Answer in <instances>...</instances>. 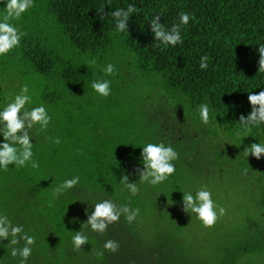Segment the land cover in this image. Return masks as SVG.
Returning a JSON list of instances; mask_svg holds the SVG:
<instances>
[{"label":"trees","instance_id":"16d2710c","mask_svg":"<svg viewBox=\"0 0 264 264\" xmlns=\"http://www.w3.org/2000/svg\"><path fill=\"white\" fill-rule=\"evenodd\" d=\"M129 4L139 12L117 32L110 13ZM5 6L0 0V19ZM181 12L193 17L181 27L183 43L155 47L151 18L162 14L168 29ZM10 23L27 35L0 56V110L26 84L25 107L43 104L52 117L46 130H29L39 168L31 161L0 168V214L35 237L27 264H264V154L243 155L264 143V124L249 133L239 123L252 110L249 92L264 91V0H34ZM109 63L115 75H105ZM102 79L111 81L107 97L91 87ZM201 103L210 108L207 125ZM161 142L178 153L174 174L156 186L140 183L143 146ZM125 174L138 184L135 196L120 182ZM75 176V187L53 195ZM205 186L226 209L211 228L183 210V191ZM105 199L139 214L131 224L121 215L103 234L82 228ZM81 228L89 242L75 251ZM108 239L117 252L104 249ZM8 243L0 241V264H19Z\"/></svg>","mask_w":264,"mask_h":264},{"label":"clouds","instance_id":"9594fccd","mask_svg":"<svg viewBox=\"0 0 264 264\" xmlns=\"http://www.w3.org/2000/svg\"><path fill=\"white\" fill-rule=\"evenodd\" d=\"M110 5V0H109ZM34 6V0H6L4 14L0 19V56L6 55L13 48L20 45L21 38L27 33L21 32L18 27L10 23L11 20H19L23 13ZM105 5H101L97 9V14L101 20L105 19L108 13L104 12ZM139 9L134 4H129L127 9L117 8L111 11V16L116 21V31L125 32L129 29V19L133 13H138ZM162 14H155L150 20L151 32L154 35L156 43L155 47L161 44L164 46L182 44L181 27L187 25L193 17L187 12H181L178 17V23H174L171 28L166 29L164 23L161 22ZM259 61L258 73H264V43L259 44ZM209 56L203 55L200 58V68L206 70L209 66ZM95 59L86 61V65H95ZM106 76L115 75L116 69L113 64L109 63L103 69ZM111 81L108 79L94 80L91 87L101 96L110 95ZM248 101L252 106L251 112L245 116H239V123L247 132H251L253 126L264 124V91L259 93L249 92ZM32 103V97L29 95L28 85H24L19 94L14 96L7 105L0 110V134L4 137V142L0 143V168L5 171L9 165L16 167L26 166L31 161L32 168H39V163L32 160L33 143L29 135V130L34 125H39L38 131L47 129L52 117L48 114L45 106L26 108L27 104ZM199 116L203 124L210 122V108L206 103H201L198 108ZM51 139V138H50ZM56 144L60 143V139L55 138ZM264 154V143H252L243 151L245 157L249 155L260 159ZM143 168H136L135 174L139 176V182H147L153 186L159 185L166 181L169 176L174 174V160L178 159V153L171 146L164 143H147L143 146L142 152ZM80 181L79 176L67 179L63 183L57 185L53 189V195L58 196L67 189L75 187ZM132 196L139 192L136 182H129V175H123L120 180ZM183 210L191 214H196L203 226L211 228L215 225L219 217L226 214L223 206L217 205L212 199L211 191L206 186L200 188L193 195L191 192L183 191ZM139 208L132 209L129 205H117L112 200H102L94 205V211L88 214L87 221L84 226L90 225L94 232L103 234L107 231L108 226L120 220L123 215L126 221L131 224L139 214ZM82 228L76 231L72 237V244L75 251H79L83 245L88 243V237L84 235ZM9 240L7 247L10 249L12 257H19V264H27L28 258L32 253V245L35 244V237L30 236L24 231L22 225L13 224L7 215L0 214V241ZM21 240L24 241L22 247ZM104 249L109 252H117L119 243L115 240L108 239L104 243ZM97 256H103L104 253L96 251Z\"/></svg>","mask_w":264,"mask_h":264},{"label":"rangeland","instance_id":"374dc122","mask_svg":"<svg viewBox=\"0 0 264 264\" xmlns=\"http://www.w3.org/2000/svg\"><path fill=\"white\" fill-rule=\"evenodd\" d=\"M213 238H215V237H213ZM212 247H213V246L211 245V247H210L211 250H212ZM215 249H216V248H213V250H215Z\"/></svg>","mask_w":264,"mask_h":264}]
</instances>
